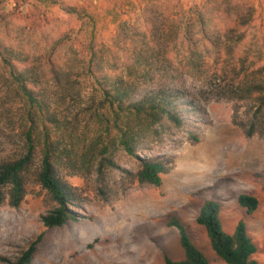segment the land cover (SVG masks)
I'll return each mask as SVG.
<instances>
[{
    "label": "rangeland",
    "instance_id": "obj_1",
    "mask_svg": "<svg viewBox=\"0 0 264 264\" xmlns=\"http://www.w3.org/2000/svg\"><path fill=\"white\" fill-rule=\"evenodd\" d=\"M5 1L3 11L8 27L0 28V38L29 63L36 59L41 80L36 90L49 106V132L58 149L57 168L61 177L77 189L79 201L70 207L76 221L59 228L44 226L42 216L55 203L37 183L38 158L21 206L0 208V264L17 263L41 234L43 240L30 264H165V256L180 261L185 252L179 230L170 224L173 219L185 226L210 264H226L214 252L206 228L197 222L207 201L220 205L219 216L227 233L233 234L241 220L246 223L258 248L253 259L264 264V138L246 136L239 124L245 109L240 110L236 123L234 102L207 100L197 91L202 111L195 114L190 125L173 137H166L163 143L153 138L148 149L138 153L140 158L160 160L169 166L162 185L141 186L135 182L124 192L115 181L122 169L136 172L139 164L119 145L112 112L95 78L99 73L88 69L91 55L84 50L82 41L91 38L89 19L66 13L55 0ZM63 1L89 13L112 2L121 24L118 28L110 22L111 15L103 16L96 32L97 48L104 54V68L111 80L132 81L125 65L131 49L128 39L133 33L132 24L143 20V0ZM249 1L258 9L254 23L257 28L250 31L252 39L259 36L264 0ZM171 9L172 2L163 1L160 18H167ZM162 39L170 60L182 74H187L188 85L197 86L188 76L181 46L174 45L168 36ZM59 42H64L60 45L63 49L58 50ZM55 49L56 60L67 66L61 83L51 73L58 66L52 67L40 59ZM25 110L22 95L9 78L8 67L0 64V161L15 159L22 150L20 134ZM190 131L199 138L198 142L189 139ZM107 143L119 166V170L109 171L114 179L110 182L112 194L100 191L95 158L84 164L85 155L91 151L99 154ZM243 194L259 200L255 212L249 213L240 205L239 196Z\"/></svg>",
    "mask_w": 264,
    "mask_h": 264
},
{
    "label": "trees",
    "instance_id": "obj_2",
    "mask_svg": "<svg viewBox=\"0 0 264 264\" xmlns=\"http://www.w3.org/2000/svg\"><path fill=\"white\" fill-rule=\"evenodd\" d=\"M16 1L23 3L26 0ZM163 1L143 0V20L132 24L133 33L128 39L131 49L125 65L133 79L123 83L107 76L104 54L97 48L96 32L103 16L111 15L110 22L118 28L121 24L112 2L107 1L103 7L89 13L84 8L78 10L69 6L63 0L54 1L68 14L86 16L89 19L87 25L92 27L91 38L82 41L84 50L91 55L88 69L99 73L95 78L112 112L119 145L139 164L136 172L122 169V175L115 181L117 188L124 192L135 182L141 186L162 185L169 166L160 160L140 158L138 153L148 149L153 138L163 143L166 137H173L190 125L195 114L202 111L197 91L207 100L234 102L236 123L244 108L239 124L246 136L264 138V17L259 36L250 39V31L257 28L254 26L257 7L249 0H166L172 2L173 9L162 19L159 15ZM5 3L0 0V28L8 27L7 14L3 11ZM164 36L172 38L174 45L183 49L188 76L197 86L188 85L187 74H182L164 51ZM63 43H57L58 50L63 49L64 46H60ZM58 50L40 59L52 67L58 66L51 69V73L61 83L67 66L56 60ZM31 60L29 63L0 38V64L8 67L9 78L21 93L26 109L20 134L22 150L15 159L0 161V208L21 206L29 176L40 158L36 180L55 203V207L42 216V222L46 228H59L77 220L70 207L78 205L79 196L77 189L61 177L57 168L58 149L49 132V106L36 90L41 80L34 63L36 59ZM23 64L27 65L23 67ZM188 136L193 142L199 141L193 131ZM109 145L105 144L97 155L92 151L85 155L84 164L88 165L90 159L95 158L100 191L112 194L113 183L110 182L114 179L109 176V171L115 172L119 166ZM239 203L249 213L259 207V200L247 194L239 196ZM219 214L220 205L207 201L197 217V222L206 228L216 255L226 264H257L253 257L258 248L248 234L246 223L241 220L234 233L229 234L223 229ZM170 224L179 230L185 258L175 261L165 256V264H210L190 239L185 226L177 219L171 220ZM42 240L43 234L15 264H30Z\"/></svg>",
    "mask_w": 264,
    "mask_h": 264
}]
</instances>
